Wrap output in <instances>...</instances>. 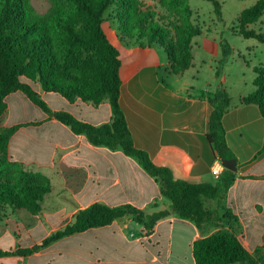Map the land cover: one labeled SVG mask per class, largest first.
<instances>
[{"label": "crops", "instance_id": "crops-1", "mask_svg": "<svg viewBox=\"0 0 264 264\" xmlns=\"http://www.w3.org/2000/svg\"><path fill=\"white\" fill-rule=\"evenodd\" d=\"M110 34L120 52V103L135 146L147 152L157 165L170 168L176 179L216 184L222 174L215 177L212 169L223 159L207 136L211 134L214 110L211 100L221 86L231 89L227 76L219 77L216 72L205 77L195 62L184 75L176 76L170 70L167 54L157 44L124 41L111 30ZM32 85L47 104V96L61 100L59 108L48 104L53 111H67L96 126L112 118L107 101L99 106L82 99L72 103L60 94L43 92L38 84ZM252 92L239 95L237 104L231 97V106L223 118L225 153L237 160V172L225 199L204 200L214 212L216 226H205L201 232L193 221L171 213L147 235L127 216L77 234L82 243L74 259H61L58 264H196L194 243L232 227L225 217L227 210L238 218L235 227L239 228L242 245L254 254L264 244V117L258 106L242 103ZM18 94L6 98L7 122L3 121L6 128L22 125L9 144L11 160L36 165L46 178L50 174L67 178L69 174L79 182L71 186L67 183L65 189L71 197L52 215H46L44 210L37 216L25 210L4 212L8 215L7 227L0 229V247H22L20 239L24 234L31 236L41 222L50 224L51 218L59 219L52 234L70 223L79 210L96 202L110 207L132 204L147 214L171 211V201L162 196L158 181L121 150L94 146L85 135L73 133L46 113L34 120L26 111L18 112L19 119L11 125L9 99ZM10 239L13 244H7ZM28 258H1L0 264H23Z\"/></svg>", "mask_w": 264, "mask_h": 264}, {"label": "trees", "instance_id": "trees-1", "mask_svg": "<svg viewBox=\"0 0 264 264\" xmlns=\"http://www.w3.org/2000/svg\"><path fill=\"white\" fill-rule=\"evenodd\" d=\"M207 1L214 4L216 13L221 16L220 2ZM49 2V10L41 14L31 0H0V121H4L7 114L6 98L22 92L49 117L69 127L73 133L85 135L92 145L121 150L136 159L158 181L162 196L171 201V211L147 214L132 204L110 207L96 202L79 210L70 223L32 247H0V259L30 257L66 237L108 226L127 216L141 225L147 235L171 213L193 221L201 232L205 226H216L214 212L205 206L204 200L225 199L235 181V173L225 169L216 184L190 183L176 179L170 168L157 165L147 152L135 146L120 103V52L111 40L110 30L104 26L106 13L112 10L110 18L118 20L121 40L157 44L167 54L172 74L182 76L194 65L193 40L203 34L202 27L192 21L188 0H159L156 8L147 7L143 0ZM263 16L264 0H258L240 14L236 33L264 44V34L250 29ZM222 49L225 61L229 45L222 44ZM254 72L255 90L244 97L242 103L258 106L264 117V65L255 67ZM220 73L217 70V76L220 77ZM32 84H38L43 92L60 94L72 103L82 99L99 106L107 101L112 118L96 126L67 111H53ZM211 104L214 110L207 139L222 159H232L225 153L223 118L231 106L226 88H219ZM21 127L0 128V215L9 209L40 215L45 197L51 192L48 178L26 171L10 158V141ZM8 170L16 171L19 179L4 177L3 173ZM225 217L231 222L230 229H222L194 243L196 264H264V244L250 254L238 237L239 228L235 227L238 218L228 210Z\"/></svg>", "mask_w": 264, "mask_h": 264}, {"label": "rangeland", "instance_id": "rangeland-1", "mask_svg": "<svg viewBox=\"0 0 264 264\" xmlns=\"http://www.w3.org/2000/svg\"><path fill=\"white\" fill-rule=\"evenodd\" d=\"M35 9L43 14L46 13L51 4L49 0H31ZM221 4V16L216 13L214 4L207 0H188V4L192 10V21L203 29V34L197 36L193 40V56L196 69H201L203 76L213 75L220 70V75L228 78L227 90L230 97L233 98V104L238 103L239 95L249 94L254 90L253 82L256 78L254 68L264 65V44L256 39H245L236 33L237 20L240 14L247 8H250L258 0H218ZM147 7H159V0H143ZM112 10L106 13L105 29L120 35L119 22L110 18ZM109 27V28H108ZM251 30L264 34V16L261 20L250 26ZM229 45V55L225 61L223 55L222 44ZM24 81H26L23 78ZM37 86V84H34ZM20 95H23L22 97ZM48 104L51 108H59L60 99L57 96H47ZM10 118L9 123L13 125L18 119V112H27L29 118L37 120L42 117L44 112L33 104L22 92L12 96L9 99ZM7 116L4 118V122ZM7 122V120H6ZM3 121H0V128ZM254 148L256 144L254 143ZM1 163V161H0ZM1 167V164H0ZM26 171L32 173H40L41 171L36 165H23ZM47 172V170H43ZM51 173V172H50ZM49 173V174H50ZM56 173V172H55ZM2 175V173H1ZM43 175V174H42ZM4 177L18 180L16 171L8 170L3 173ZM67 176V175H66ZM51 184V192L45 197L43 210L46 215L54 214L59 208L65 205L67 198L71 197V193L65 189L68 186L78 184L79 179L70 177H62L60 174H50L47 177ZM7 214L0 215V229L7 227ZM59 225V219L51 218L50 224L41 222L32 232L31 236L24 234L20 239L22 247H31L40 243L47 238L52 229ZM13 244L10 239L7 244ZM81 238L77 234L66 237L40 252L30 256L23 264H58L61 259L73 260L75 251L81 244Z\"/></svg>", "mask_w": 264, "mask_h": 264}, {"label": "water", "instance_id": "water-1", "mask_svg": "<svg viewBox=\"0 0 264 264\" xmlns=\"http://www.w3.org/2000/svg\"><path fill=\"white\" fill-rule=\"evenodd\" d=\"M222 164L225 169L230 170L232 172H237V160L234 159H223Z\"/></svg>", "mask_w": 264, "mask_h": 264}, {"label": "built area", "instance_id": "built-area-1", "mask_svg": "<svg viewBox=\"0 0 264 264\" xmlns=\"http://www.w3.org/2000/svg\"><path fill=\"white\" fill-rule=\"evenodd\" d=\"M223 171V166L221 164L220 161H217L216 164L214 165L213 169H212V174L215 177H220Z\"/></svg>", "mask_w": 264, "mask_h": 264}]
</instances>
